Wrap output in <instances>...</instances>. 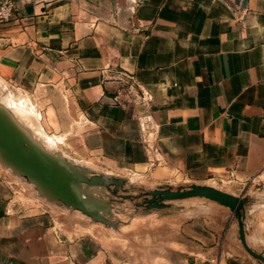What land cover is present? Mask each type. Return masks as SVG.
Listing matches in <instances>:
<instances>
[{"label":"crops","instance_id":"crops-1","mask_svg":"<svg viewBox=\"0 0 264 264\" xmlns=\"http://www.w3.org/2000/svg\"><path fill=\"white\" fill-rule=\"evenodd\" d=\"M16 6L18 19L0 25V85L38 98L51 133L70 137L73 162L149 191L203 185L245 198V242L264 257V0ZM114 73L151 95L157 154L141 142V109L126 96L112 103ZM168 203L177 216L147 264H262L229 208ZM95 225L63 207L19 204L0 169V264H141L110 253Z\"/></svg>","mask_w":264,"mask_h":264},{"label":"water","instance_id":"water-1","mask_svg":"<svg viewBox=\"0 0 264 264\" xmlns=\"http://www.w3.org/2000/svg\"><path fill=\"white\" fill-rule=\"evenodd\" d=\"M0 164L34 187L38 196L49 204L78 211L94 223L117 229L114 199L129 200L119 195L125 179L106 174H96L77 165L64 156L47 151L42 145L0 106ZM111 189V198L107 193ZM97 193L99 196H95ZM144 205L146 216L151 210L169 207L168 202L203 198L229 208L236 215L239 239L244 250L264 264V257L253 252L245 242L243 211L247 199L231 196L210 186L192 185L185 190L156 189L150 191Z\"/></svg>","mask_w":264,"mask_h":264},{"label":"rangeland","instance_id":"rangeland-1","mask_svg":"<svg viewBox=\"0 0 264 264\" xmlns=\"http://www.w3.org/2000/svg\"><path fill=\"white\" fill-rule=\"evenodd\" d=\"M8 90L0 85V106L5 107V103L9 104L13 108L10 112L16 121L47 151L64 156L72 161L73 159L77 160L66 147L67 140L70 137L67 136L65 140L61 141L60 138H57L58 135L51 133L50 127L47 126L44 111L40 109L41 104H39L38 98L30 95L26 96L25 94L20 95L15 90ZM75 163L89 169L82 161ZM0 169L12 180L16 202L21 205L41 204L53 206V204H49L40 198L34 187L28 184L25 179L18 177L1 164ZM188 188V186L183 188L174 187V191ZM110 190L106 191L107 198L112 197ZM150 191L139 181L127 180L118 194L128 196L130 199L117 198L113 201L114 218L120 221V226L117 229H111L96 223L95 232H98L97 237L104 241L110 253L118 254L130 261L136 260L141 264H147L149 254L154 250L158 240L164 239L165 234L170 233L169 227L174 217L177 216V213L172 209L167 207L161 210H151L150 215H140L141 212L146 210L144 201L151 198L148 194ZM95 196L99 195L95 193ZM172 204L176 203H167L169 207H172ZM74 214L87 222H91L89 218L78 211H74Z\"/></svg>","mask_w":264,"mask_h":264},{"label":"built area","instance_id":"built-area-1","mask_svg":"<svg viewBox=\"0 0 264 264\" xmlns=\"http://www.w3.org/2000/svg\"><path fill=\"white\" fill-rule=\"evenodd\" d=\"M17 19L16 0H0V25ZM109 79L118 86L116 94L112 98L114 105H121V97L126 96L128 99L125 103L132 104L141 109L137 115L142 127L141 142L147 154H157L158 150L155 142L157 140L158 126L147 111L152 100L151 95L146 90L136 86L132 78L125 74L114 73Z\"/></svg>","mask_w":264,"mask_h":264},{"label":"bare ground","instance_id":"bare-ground-1","mask_svg":"<svg viewBox=\"0 0 264 264\" xmlns=\"http://www.w3.org/2000/svg\"><path fill=\"white\" fill-rule=\"evenodd\" d=\"M4 110H6L7 112H9L10 114H11V112H10V110L11 109H13L9 104H6L5 103V107L4 106H1ZM12 115V114H11ZM42 138V137H41ZM42 143V142H41ZM43 147V146H42ZM44 148V147H43Z\"/></svg>","mask_w":264,"mask_h":264},{"label":"flooded vegetation","instance_id":"flooded-vegetation-1","mask_svg":"<svg viewBox=\"0 0 264 264\" xmlns=\"http://www.w3.org/2000/svg\"><path fill=\"white\" fill-rule=\"evenodd\" d=\"M147 200L144 201V203L146 204Z\"/></svg>","mask_w":264,"mask_h":264}]
</instances>
